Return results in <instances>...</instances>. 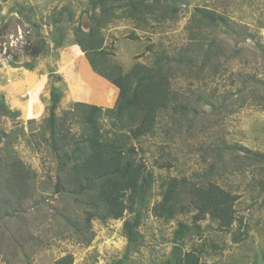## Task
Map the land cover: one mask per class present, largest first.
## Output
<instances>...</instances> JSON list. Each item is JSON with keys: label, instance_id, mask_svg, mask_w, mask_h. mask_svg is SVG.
Wrapping results in <instances>:
<instances>
[{"label": "rangeland", "instance_id": "374dc122", "mask_svg": "<svg viewBox=\"0 0 264 264\" xmlns=\"http://www.w3.org/2000/svg\"><path fill=\"white\" fill-rule=\"evenodd\" d=\"M176 7L172 12L164 10L165 19H159L161 10L135 18L127 13L118 17L116 12L117 17L101 31L107 68L119 66L126 73L135 63L151 65L156 54L173 58L181 49L190 48L195 8L215 10L226 17L228 26L200 30L214 37L227 54L238 50L239 57L229 60L225 71L215 77L173 79L170 89L178 98V107L158 115L152 134L131 140L135 158L152 175V182L138 227L142 245L124 258L123 219L93 220L90 230L76 235L54 217L70 196L55 187L64 174L51 151L52 137L45 126L50 90L57 88L62 93L55 112L67 117L79 99L107 109L117 96L114 86L85 69V55L74 42L73 28L87 31L91 24L88 3L0 0V148L7 157L21 160L32 174L22 219H0V264H56L64 256H71V264H111L122 258V264H175L174 258L194 248L202 264H264V166L253 158L244 160L243 153L233 148L264 154V0H177ZM53 23L60 34H53ZM37 31L48 44L50 56L46 58L25 52L26 47L35 46ZM60 35L63 43L55 49L52 39ZM33 62L37 68L42 66L36 71L42 85L22 83L26 90L14 100L6 83L13 80L8 74L14 67L25 68ZM13 71L22 79L17 69ZM242 72L255 74L257 90L244 86ZM96 122L103 135L111 129L104 115ZM82 129L77 114L67 121L65 135H60L67 138L66 148L81 136ZM171 178L189 186L204 184L209 178L235 193V221L230 229L220 231L206 217L196 223L197 230H187V235L175 241L177 223L191 227V213L165 221L152 211L161 199L162 186ZM175 247L180 253L173 254Z\"/></svg>", "mask_w": 264, "mask_h": 264}, {"label": "trees", "instance_id": "16d2710c", "mask_svg": "<svg viewBox=\"0 0 264 264\" xmlns=\"http://www.w3.org/2000/svg\"><path fill=\"white\" fill-rule=\"evenodd\" d=\"M88 3L91 24L84 31L80 26L73 28L75 44L84 53L91 71L103 81H108L117 90L113 107L103 109L95 104L75 102V110L68 112L70 117L58 116L56 109L62 98L57 88L49 93L48 118L46 130L51 133V151L62 165V181L55 187L61 189L68 198L63 201L62 210L55 214L73 234L80 235L90 230L91 222L99 220L105 223L110 220H122L121 231L127 243L124 258L142 245L138 227L142 219L143 209L151 190L152 175L147 172L141 161L135 158V149L131 140H138L152 134L158 115L177 108L176 95L170 89L171 81L179 76L193 78L217 76L225 71L229 60L239 57L238 50H230L227 54L224 47L216 43L214 37L202 34L201 28L228 26V20L215 10L195 8L191 14L189 28L190 48H183L176 57L156 54L154 62L145 66L135 63L131 69L122 73L119 66H109L108 59L102 50L103 37L101 31L117 16L126 13L131 18L161 10L159 19H165L164 10L172 12L177 8V0H85ZM119 12L120 14H116ZM117 15V16H116ZM146 21L143 20V22ZM53 34H60V28L53 23ZM60 35L52 47L60 48ZM194 51V55L193 54ZM25 52L34 58L50 56L46 40L40 32H36L35 46H28ZM14 59V58H13ZM242 61V60H241ZM253 62V61H252ZM25 67V66H24ZM32 64L25 68L31 70ZM207 72H203L204 69ZM244 86L253 87L259 84L255 74L242 72L239 74ZM237 77V76H236ZM251 91V90H250ZM1 110V109H0ZM2 111V110H1ZM3 113V111H2ZM77 114L83 124L82 134L68 145L61 137L67 121ZM104 115L109 118L111 129L100 133L97 119ZM5 136V134H4ZM243 153V159H255L264 166V154L251 152L241 146L233 147ZM237 154V153H236ZM239 155V154H238ZM251 162V161H249ZM211 169L214 165L210 166ZM32 174L25 164L15 156L7 157L0 148V219L18 217L22 219V209L28 192ZM161 199L152 207L158 218L169 221L178 215L191 213V227L182 222L177 223L175 241L188 234L187 230L198 229L196 223L208 217L217 223V229L228 231L235 221L233 204L237 200L235 193L228 191L216 182L206 178V183L187 185L186 181L175 178L168 179L161 188ZM128 215L127 218H124ZM73 234H70L73 236ZM93 235V233H92ZM78 237V236H75ZM92 237V236H91ZM86 240L88 245L92 238ZM78 239V238H76ZM196 251V252H195ZM194 248L180 253L174 258L175 264H202ZM125 259L111 264H122ZM71 256L61 257L56 264H71Z\"/></svg>", "mask_w": 264, "mask_h": 264}, {"label": "crops", "instance_id": "0c3cea01", "mask_svg": "<svg viewBox=\"0 0 264 264\" xmlns=\"http://www.w3.org/2000/svg\"><path fill=\"white\" fill-rule=\"evenodd\" d=\"M84 65H85V69L86 70H89L91 71V69L89 68L88 64H87V61L85 60L84 58ZM34 65V62L33 64ZM14 69H17L19 72L18 73H21L22 75V79L19 77V78H16L17 77V74L14 73ZM37 69L40 71V69H42V66H38V68L34 65L31 70H27L25 68H18V67H14L12 69V72L9 75L10 78H13V80H7L6 83L8 85H10L9 87L11 88L12 90V93L11 95H13V98L14 100L17 99V95H19V93H21L23 90H26L25 86L24 85H32V86H35V85H42V82L39 78V76L37 75L36 71ZM21 71V72H20ZM91 73H93L91 71ZM96 77H98L95 73H93ZM99 78V77H98ZM19 79L20 81L22 82H19ZM100 79V78H99ZM102 80V79H101ZM9 81H14L15 83H12V82H9ZM12 83V84H11ZM22 83H24V85H22ZM28 87V88H29ZM18 89H20V91H18ZM33 89V88H32ZM30 92H32V90H30ZM23 96V95H21ZM83 99H79L78 101H82ZM83 102H88L86 100H84ZM91 103V102H90Z\"/></svg>", "mask_w": 264, "mask_h": 264}]
</instances>
